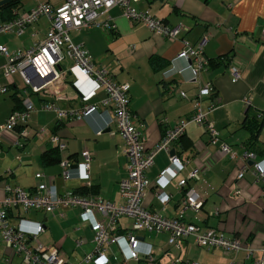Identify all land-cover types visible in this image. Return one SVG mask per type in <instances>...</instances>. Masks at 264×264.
I'll use <instances>...</instances> for the list:
<instances>
[{
  "label": "crops",
  "instance_id": "0c3cea01",
  "mask_svg": "<svg viewBox=\"0 0 264 264\" xmlns=\"http://www.w3.org/2000/svg\"><path fill=\"white\" fill-rule=\"evenodd\" d=\"M26 1L22 0L15 16L26 13L40 2L56 7L64 0ZM136 6L169 26L183 24L189 29L180 33L177 39L163 38L144 24L127 20L122 8L114 6L107 12H100L97 18L99 23H108L109 27L93 25L72 30L70 38L74 44L88 50L95 65L104 66L117 82L129 85V107L147 150L159 143L166 128L187 121L182 137L171 144L184 166L180 170L170 169L164 180L163 190L169 195L168 202L164 206L156 197L159 174L169 167V153L162 150L155 155L147 172L150 186L142 206L166 217H177L184 190L193 189L202 206L197 213L187 209L183 214L184 221L195 223L201 229L214 228L227 237L236 238L250 247L254 255L247 258L246 249L225 253L217 247H200L193 236L182 240L177 249L168 243L166 233L149 234L139 230L133 233L141 242V254L150 248L152 261L142 255L139 259H127L129 248L127 242L121 240L106 246L109 264H161L170 248L175 250L177 255L174 257L180 263L252 264L254 259L262 258L264 195L263 183L256 180L252 167H247L242 158L248 150L249 138L243 122L250 116L264 122V118L258 117L259 113L264 114V0H139ZM49 26V19L41 16L19 35L0 33V44L6 46L9 54L27 49L47 37ZM205 35L203 54L218 64L203 69L194 81L190 62L177 58V54L184 46L183 41L195 46ZM155 57L165 65L155 69L151 63ZM5 62V57L0 54V88H6L5 92H0V126L13 110L21 109L22 97L28 96L33 110L27 130L33 133L45 127L50 133L56 132L64 138L66 147L57 150L55 159L47 162L44 152L53 147L47 136L30 138L19 147L12 144L14 134L4 132L0 141V200L4 197V185L32 190L37 182L35 174L41 173L44 182L54 184L60 194L66 191L93 194L104 201L120 204L119 182L126 176L128 160L123 138L102 104L104 90L98 89L87 102L97 107L95 112L80 120L61 123L53 111L43 106L55 103L63 108L80 109L83 102L70 88V83L27 94L18 73L11 79L4 77L2 67ZM232 64L239 69L238 78L230 73ZM67 65H70L69 61L64 64ZM66 80L70 81L69 78ZM201 82H209L213 87L212 93L201 99L200 107L203 112H208V120L217 133L216 141H211L204 125L190 120L195 113L194 101ZM179 91L185 96L181 97ZM223 143L230 147L233 157L221 152ZM83 149L92 154L89 163L91 186L87 188L74 172ZM250 149L257 160L264 162V125ZM61 159L72 162L73 175L67 181L61 176ZM193 170L198 171L199 179H189L186 186L180 188L179 181ZM62 213L61 216L59 211L23 212L16 209L10 212L9 221L15 225L21 217L41 223L44 230L36 240L30 241L31 245L40 242L44 246H55L63 253L67 264H78L92 251L94 233L81 220L80 207H70ZM131 228L132 220L123 216L118 219L114 233L125 236ZM195 246L205 249L198 250ZM179 254L183 257H178ZM6 257L9 261H5ZM0 264H23L22 256L0 244Z\"/></svg>",
  "mask_w": 264,
  "mask_h": 264
},
{
  "label": "built area",
  "instance_id": "2783aa9c",
  "mask_svg": "<svg viewBox=\"0 0 264 264\" xmlns=\"http://www.w3.org/2000/svg\"><path fill=\"white\" fill-rule=\"evenodd\" d=\"M138 2L139 0H64L56 7L48 2H40L26 13L0 22V33L15 32L19 35L25 27L36 22L41 16L49 19L48 35L43 41L27 49L17 50L13 54H9L6 46L0 44V54L6 59L2 67L4 77L11 79L14 73H18L27 94L39 93L58 84L70 83V88L80 95L83 102L80 109L63 108L55 103H46L43 106L44 109L53 111L61 123L80 120L95 112L97 107L87 102L98 89L102 88L105 92L102 104L123 138L128 160L126 176L119 182L122 202L118 205L104 201L93 194L73 191L60 194L54 184L44 182L41 173L35 174L37 182L32 190L4 185V197L0 200V244L5 249L21 254L23 264H67V262L63 253L55 246H44L40 242L36 246L31 245L30 241L36 240L44 230L41 223L20 217L17 224H11L10 212L16 209L23 212L55 213L59 211V215L62 216V210L76 206L81 208V220L86 222L94 233L92 251L78 264H109L106 246L121 240H125L129 248L127 259H139L142 255L143 258L152 261L150 248H146L141 254V242L133 233L139 230L156 234L166 233L168 243L177 249L180 248L182 240L193 236L200 247H217L225 253L246 249L247 258L254 255L250 247H246L236 238L227 237L214 228L201 229L195 223L184 221L183 214L187 209L197 213L202 206L201 200L193 189L184 190L177 217H166L159 211L142 206V199L150 186L147 172L153 165L155 155L162 150L169 153L171 144L183 134L187 121H180L174 127L166 128L159 143L147 150L129 107V85L117 82L104 66L95 65L88 50L80 44H74L70 38L72 30L93 25L109 27L108 23H99L97 18L100 12H107L114 6L122 8L123 16L127 20L142 23L163 38L174 40L180 33L188 31L189 28L186 25L169 26L162 19L152 16L147 10L138 9L136 6ZM206 40L205 35L195 46L183 41L184 46L177 54V58L190 62L194 81L200 77V72L209 66V59L203 54ZM67 61L70 65L64 66ZM229 70L234 78H238L239 69L235 64H232ZM67 78L70 81L66 80ZM5 91L6 88H0L1 93ZM212 91L211 83L201 82L194 101L195 113L190 120L204 125L211 141H216L217 133L212 122L208 120V112H203L200 107L201 99L209 96ZM179 94L181 97L185 96L183 91H179ZM32 110L33 105L29 97H22L21 109L13 110L5 123L0 126V141L4 132L13 133L15 137L12 144L19 147L30 138L44 139L47 136L53 147L58 151L64 150L66 142L59 134L50 133L45 127L33 133L27 130L26 125ZM258 117L262 119L264 114L259 113ZM220 150L223 154L234 156L227 144H221ZM80 155L81 160L76 162L74 172L87 188L91 186L89 163L92 154L89 150L83 149ZM242 158L247 162V167H252L256 180L263 183L262 194L264 195V162L257 160L256 154L250 150H246ZM250 161L252 164H249ZM59 165L63 180H69L73 175L72 162L61 159ZM183 166V161L177 155L169 154V167L164 169L157 179L156 197L164 206L169 200V195L163 190L164 180L170 169L180 170ZM189 179H199L198 171L189 172L179 181V187L184 188ZM123 216L132 220L131 231L125 236L114 233L118 219ZM261 252L262 258L254 259L252 264H264V245L261 246ZM5 261H9L8 257ZM170 264H180V261L176 258Z\"/></svg>",
  "mask_w": 264,
  "mask_h": 264
},
{
  "label": "trees",
  "instance_id": "16d2710c",
  "mask_svg": "<svg viewBox=\"0 0 264 264\" xmlns=\"http://www.w3.org/2000/svg\"><path fill=\"white\" fill-rule=\"evenodd\" d=\"M22 0H14L11 2H8L2 6H0V20L2 21H8L15 17V13L17 11V8L20 6V3ZM151 63L155 66V69H159L165 65V62H161L158 60L157 57L153 58L151 60ZM218 63L216 60H209V66H216ZM18 108V107H17ZM264 122L262 120H259L256 116H250L247 117L244 122L243 126L247 128L249 131V138L247 140V149L249 150L256 141L257 134L259 133L260 129L263 127ZM56 133V132H55ZM182 137V135L179 137V139ZM252 150V149H250ZM57 149L55 147H52L51 149L44 152V157L46 158L47 162L50 160H54L55 156L57 155ZM51 154V155H50ZM180 264H191L190 262H182Z\"/></svg>",
  "mask_w": 264,
  "mask_h": 264
},
{
  "label": "rangeland",
  "instance_id": "374dc122",
  "mask_svg": "<svg viewBox=\"0 0 264 264\" xmlns=\"http://www.w3.org/2000/svg\"><path fill=\"white\" fill-rule=\"evenodd\" d=\"M28 1H32V0H27L26 2H28ZM69 90H70V88H69ZM71 91V90H70ZM148 233V232H147ZM149 234H155V233H150L149 232ZM189 240H191V239H189ZM198 250H203V249H205V248H200V247H198V246H195ZM195 252H196V250H195ZM177 254H176V252H175V250L173 249V248H170V250H169V252H168V254H166L165 255V257L163 258L164 260H162V262H161V264H169L170 263V261H172V260H174L175 259V257L174 256H176ZM178 257H183V254H179L178 255Z\"/></svg>",
  "mask_w": 264,
  "mask_h": 264
},
{
  "label": "water",
  "instance_id": "95a60500",
  "mask_svg": "<svg viewBox=\"0 0 264 264\" xmlns=\"http://www.w3.org/2000/svg\"><path fill=\"white\" fill-rule=\"evenodd\" d=\"M11 1H14V0H0V6L6 4L8 2H11ZM169 154L174 155L175 154L174 149H170ZM249 164H252V161H250Z\"/></svg>",
  "mask_w": 264,
  "mask_h": 264
}]
</instances>
